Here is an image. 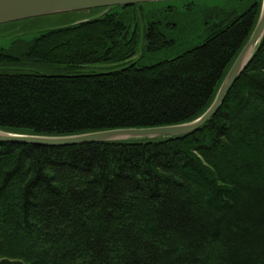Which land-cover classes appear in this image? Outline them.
<instances>
[{
    "label": "trees",
    "instance_id": "obj_1",
    "mask_svg": "<svg viewBox=\"0 0 264 264\" xmlns=\"http://www.w3.org/2000/svg\"><path fill=\"white\" fill-rule=\"evenodd\" d=\"M261 3L117 6L74 24L104 10L93 9L54 15L63 22L29 40L15 34L0 50V131L66 137L191 122L211 105ZM198 32L197 45L172 54ZM0 264H264V34L194 134L0 142Z\"/></svg>",
    "mask_w": 264,
    "mask_h": 264
},
{
    "label": "water",
    "instance_id": "obj_2",
    "mask_svg": "<svg viewBox=\"0 0 264 264\" xmlns=\"http://www.w3.org/2000/svg\"><path fill=\"white\" fill-rule=\"evenodd\" d=\"M175 1L185 0H0V25L64 13L104 9L98 15L74 23L80 24L95 19L106 13L109 9L117 6ZM140 19L142 36L139 58L143 56L146 47V25L142 10L140 11ZM263 34L264 0H262L259 18L253 32L223 79L211 105L200 117L191 122L145 129H116L66 137H38L0 131V142L14 145L65 147L104 142H122L135 139L170 138L194 134L219 111L229 90L252 58Z\"/></svg>",
    "mask_w": 264,
    "mask_h": 264
},
{
    "label": "rangeland",
    "instance_id": "obj_3",
    "mask_svg": "<svg viewBox=\"0 0 264 264\" xmlns=\"http://www.w3.org/2000/svg\"><path fill=\"white\" fill-rule=\"evenodd\" d=\"M208 4H219V0H205ZM88 14H83V16H87ZM95 16V15H93ZM63 21L58 16H49V17H41L38 19H32L29 21H25L19 24H3L0 25V50L6 49L9 46L10 40L15 34H23L22 37L24 39H31L37 31L52 28ZM202 32H198L195 36H192V39L189 40L186 44L179 46L176 50L173 51L172 54H178L184 51L186 48L190 46L197 45L201 40ZM200 36V37H199ZM172 54L168 56H172ZM166 55L159 56L163 58ZM167 57V56H166ZM99 71H103L105 68H99Z\"/></svg>",
    "mask_w": 264,
    "mask_h": 264
}]
</instances>
